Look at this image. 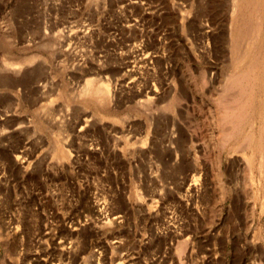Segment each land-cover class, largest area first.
Listing matches in <instances>:
<instances>
[{
    "label": "rangeland",
    "instance_id": "1",
    "mask_svg": "<svg viewBox=\"0 0 264 264\" xmlns=\"http://www.w3.org/2000/svg\"><path fill=\"white\" fill-rule=\"evenodd\" d=\"M234 1L0 0V264H264V0Z\"/></svg>",
    "mask_w": 264,
    "mask_h": 264
},
{
    "label": "bare ground",
    "instance_id": "2",
    "mask_svg": "<svg viewBox=\"0 0 264 264\" xmlns=\"http://www.w3.org/2000/svg\"><path fill=\"white\" fill-rule=\"evenodd\" d=\"M239 2L240 1H234L233 2V5L235 6V8H234V10L236 11V9L238 8V6H239ZM256 5H258V1H256ZM258 21V20H257ZM260 22V21H259ZM259 30H260V25H259V23L256 25V32H259ZM255 31V28L253 27L252 28V32H254ZM256 60H255V58H254V60H253V62L254 63H256L255 62ZM13 64H15V65H13ZM13 64H11V67L13 68V69H17V72L19 71V69H21L22 67H23V63H20V62H16V63H13ZM251 64H252V62H251ZM255 67H256V65H254L253 66V69L255 70ZM129 70H130V68H128ZM132 69V68H131ZM30 71V70H29ZM16 73V72H15ZM246 74V76L244 77V78H246V81L248 80V83H249V85H250V83H251V78L253 77V70L251 69V72L249 71H247V73H245ZM240 76V75H239ZM233 79H235V77L233 78ZM241 79H242V76H241ZM13 80V79H12ZM15 80V79H14ZM236 80L238 81L239 80V78L237 79L236 78ZM233 82H234V80H233ZM232 82V83H233ZM239 82V81H238ZM240 82H242V80L240 81ZM247 83V82H246ZM247 86V85H246ZM149 88V87H148ZM152 89H153V87H151ZM240 88H242V86H240ZM243 89H244V87H243ZM232 90V89H231ZM154 94L156 93V92H154V89L153 90H151ZM156 91V90H155ZM157 94V93H156ZM155 94V95H156ZM192 95L194 96V93H192ZM147 97L148 98H150L151 96H149L148 94H147ZM229 98H232V97H230L229 96ZM231 100H233V99H231ZM148 102H150V101H148ZM230 102V101H229ZM228 102V103H229ZM231 103H232V101H231ZM147 104H149V103H147ZM230 104V103H229ZM234 104H236V103H234ZM148 106H150V105H148ZM228 106V105H227ZM232 106H234V107H236V105H232ZM229 107H230V105H229ZM148 108V107H147ZM226 108V107H225ZM151 109V108H150ZM229 109H232V107L231 108H229ZM235 109V108H234ZM227 110L228 109H226V112H227ZM232 111H233V109H232ZM228 117L231 115L232 116V114H230V112L228 111ZM235 113H233V115H234ZM237 116V115H236ZM230 118V117H229ZM232 119V118H231ZM235 119V118H234ZM237 119H239V118H237ZM238 121V120H237ZM229 122V121H228ZM239 122V121H238ZM230 124V123H229ZM234 124V123H233ZM230 126H232V125H230ZM234 126V125H233ZM235 127H237V125L235 126ZM235 127H234V129H235ZM229 128V127H228ZM232 129V128H231ZM231 129H229V130H231ZM233 130V129H232ZM231 130V131H232ZM230 131V132H231ZM235 131V130H234ZM231 134V133H230ZM196 135V134H195ZM233 135V134H232ZM238 135V134H237ZM247 136V135H246ZM252 137H253V134L251 135ZM251 137V139H253ZM262 143V142H261ZM259 144H260V142H259ZM262 156V155H261ZM263 157V156H262ZM16 159H18V157H16ZM195 160L197 161V159L195 158ZM195 162V161H194Z\"/></svg>",
    "mask_w": 264,
    "mask_h": 264
}]
</instances>
